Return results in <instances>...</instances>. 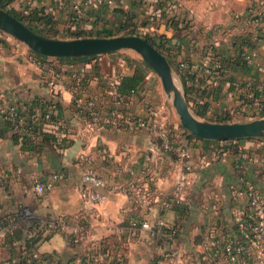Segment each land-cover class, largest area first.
<instances>
[{
    "label": "crops",
    "instance_id": "0c3cea01",
    "mask_svg": "<svg viewBox=\"0 0 264 264\" xmlns=\"http://www.w3.org/2000/svg\"><path fill=\"white\" fill-rule=\"evenodd\" d=\"M177 1V6L167 8L162 0H110L88 8L76 22L70 18L71 0L64 4L13 0L11 5L25 11L44 7L55 13L59 25L70 24L71 31L86 36L123 35L130 28L135 34L153 36L163 42V54L179 74L187 101L198 117L210 121H236L250 113L264 117V95L247 96L252 85L264 81V19L257 22L250 10V4L259 0ZM124 24L128 27L122 30ZM140 26L144 30H139ZM253 48L257 55L249 62L242 53ZM122 51L93 55L92 63L75 59L82 56L60 60L67 68L71 66L69 71L89 72L88 92L99 94L108 87L105 79L109 83L133 73L135 66ZM237 57L241 60H235ZM35 59L39 57L29 47L0 29V94L5 102L27 106L54 95L49 78ZM151 72L141 93L128 96L127 111L145 116L146 101L158 104L164 100L156 84H150L155 78ZM96 73L102 79L93 76ZM73 96L69 87L57 96L66 119L63 130L67 140L62 148L46 144L40 150L24 149L0 121V224L14 219L21 234L0 245V264L19 256L27 234L38 230L42 235L35 247L51 255V264H67L101 238L120 241L126 249L125 264H208L205 255L212 239L222 245L239 237L234 213L248 202L245 190L253 183L264 194V136L195 137L179 120H168L177 142L188 148L194 163L188 173L187 201L181 205L172 195L182 162L160 145L157 133L143 127L93 128L87 117L74 110ZM225 117L228 120H222ZM82 150L94 155L96 168L106 180L108 197L98 204L86 205L78 193L81 171L75 157ZM56 172L62 176L54 181V187L37 193L35 185L53 181ZM131 183L136 188L128 193L123 188ZM53 217L65 218L66 227L48 231L43 220ZM132 218L152 225L163 218L167 229L176 232L139 228V236L130 237L126 226ZM75 223L84 226V235L72 242L68 232ZM169 250H176L179 256L165 257Z\"/></svg>",
    "mask_w": 264,
    "mask_h": 264
},
{
    "label": "built area",
    "instance_id": "2783aa9c",
    "mask_svg": "<svg viewBox=\"0 0 264 264\" xmlns=\"http://www.w3.org/2000/svg\"><path fill=\"white\" fill-rule=\"evenodd\" d=\"M59 4H64L66 0H56ZM110 0H71V20L76 22L85 11L90 7H96ZM167 8L177 6V0H165ZM157 15H161L159 13ZM250 10L255 15V20L261 22L264 19V0H259L256 3L250 4ZM161 11V10H160ZM139 30H144L140 26ZM243 57L251 62L257 55V49L253 48L244 51ZM38 65L49 78V84L53 89L54 94H58L65 87L69 76L55 64L47 63L35 59ZM185 65V63H181ZM210 71V69H208ZM122 75L116 77L110 82V85L102 90L99 94H91L88 88L83 86L81 94L77 99V103L88 111V119L91 127L101 129L106 125H114L117 127H128L135 129L138 127L149 128L155 131L163 140L164 148L173 152L182 162L183 170L178 176L174 192L172 195L173 201L177 204L184 205L186 203L185 192L190 183L189 172L193 169L191 153L186 146L179 144L172 131V124L168 121L164 111L168 108L165 100L155 104L151 101L147 103V115L141 116L131 113L125 109L124 96L119 91V84L122 80ZM264 95V81L257 82L252 85L247 96L250 98ZM0 110L8 111V118L16 122L18 126L24 124V118L19 117L18 108L15 105H10L2 99L0 94ZM36 114H33V117ZM47 116L49 114L47 113ZM50 127L55 130L60 137L65 136L64 128L61 125L51 124ZM75 162L80 168L81 174L77 185L80 199L86 205L98 204L105 201L108 193L105 191L106 180L98 171L95 165V157L91 152L86 150L80 151ZM62 176L61 173L52 175L53 181L38 182L35 185L37 193L41 194L51 190L54 187V181ZM135 185L130 184L129 188L123 189L129 191L135 190ZM245 193L248 195V202L245 206L238 207L235 211V220L238 226L239 237L229 239L226 243L220 245L216 240L212 239L209 242L208 254L205 259L208 264H264V194L258 187L250 183ZM28 216H32L30 211H26ZM43 224L48 231L65 228L67 221L63 217H53L44 219ZM18 221L12 219L7 224H0V245L4 243L5 236L17 227ZM127 234L130 237L139 236V228L151 229L152 232L160 230L165 233L172 230L175 234L176 229L170 227L167 229L166 221L163 218H158L155 224L149 221L132 218L126 226ZM123 230V229H122ZM121 231V228H120ZM37 231H31L27 237H32ZM84 226L80 223H75L71 226L68 237L70 241L77 242L83 238ZM210 249V250H209ZM168 258H176L179 253L176 250L166 251L164 254ZM126 256L122 253H115L109 247L106 238H101L98 242L84 252L78 253L68 260L67 264H125ZM1 264H51L49 259L43 258L41 251L34 249L30 256L24 262H21L20 256H13L5 259Z\"/></svg>",
    "mask_w": 264,
    "mask_h": 264
},
{
    "label": "trees",
    "instance_id": "16d2710c",
    "mask_svg": "<svg viewBox=\"0 0 264 264\" xmlns=\"http://www.w3.org/2000/svg\"><path fill=\"white\" fill-rule=\"evenodd\" d=\"M12 1L13 0H0V6L8 10L10 13L15 15L20 20H22L29 27L35 29L36 31L46 36L54 37V38H73V37L86 36L81 31H76V32L71 31L70 24L59 25V20L58 17L55 15V13L51 11H47L44 7L32 6L26 11L18 10L17 8L11 5ZM162 1L164 4H166L165 0ZM173 19L171 18L172 21ZM126 27H128L127 24L122 25V30L125 29ZM125 33L135 34L136 31L134 28H130ZM145 37L154 46H156L162 53H165L164 44L162 41L161 42L157 41V39L154 38L153 36H145ZM247 43L249 44V41H247ZM30 51L38 55L40 61H45L47 63L57 65L59 69H62L69 76L66 86L71 88L74 93L72 106L75 111L88 118V111L77 103V99L81 94L80 92L83 86L88 88L92 75H90L89 72L87 71L83 72V74L80 71H69L68 69L71 66L68 65L67 68L66 67L67 65H65L60 60V59H65L67 57L47 56L37 53L32 49H30ZM92 56L93 55L76 57V58L73 57V58L90 59ZM126 59L128 61H131L134 64L135 68L132 74L124 75L119 84V91L124 96L125 102L128 96L131 95L132 93H137V94L141 93V88L143 87L149 72L152 70L150 65L147 64L141 57L126 55ZM235 60L239 61L241 60V57H237ZM94 75L96 76L98 75V77L101 78L100 74L96 73L93 74V76ZM103 83L105 84L104 86H106L107 84L108 86L110 85V82L108 83L107 79H105ZM58 95L59 93L54 94L50 99L42 98L35 100L34 102H32L30 105L27 106L19 105L17 103L7 102L10 105H15L18 108L19 117L24 118V124L21 126H18L16 122H13L7 117L8 116L7 110L4 111L0 110V121L7 126L8 130L12 132L14 140L16 142H20L24 149L40 150L46 144H50V146H56L60 148L66 146V140H67L66 135L64 137H60L58 133L55 131L57 129L50 127L51 124L54 125L58 124L63 127V125H65L66 123L65 116L63 115L62 112L61 101L57 99ZM261 103H262L261 112L262 115H264V100H262ZM196 112L199 115H202L201 111L197 110ZM34 113L36 115L33 117ZM47 113L49 114V116H47ZM222 120H228V119L227 117H225ZM180 125L181 127L184 128V126L181 123ZM172 131H174L173 127H172ZM186 132L191 136L198 137L192 134L191 132H189L188 130H186ZM158 141L160 145L163 146L164 148L163 140L160 137H158ZM9 221L7 219L6 223H8ZM17 229L18 227H15L5 236L4 243L12 242L14 241L13 238H19L21 236L19 230ZM41 235H42L41 230H38L34 236L26 239L25 248L22 249V253L19 255L21 257V262H24L26 258L30 256L31 252L34 249H36L35 247L36 242L41 239ZM106 241L113 252L122 253L123 255L126 256V249L120 244V241L119 242L116 241L115 243H113L107 238ZM41 255L43 258L49 259V261L51 262L52 257L50 254L41 252Z\"/></svg>",
    "mask_w": 264,
    "mask_h": 264
},
{
    "label": "water",
    "instance_id": "95a60500",
    "mask_svg": "<svg viewBox=\"0 0 264 264\" xmlns=\"http://www.w3.org/2000/svg\"><path fill=\"white\" fill-rule=\"evenodd\" d=\"M0 29L26 43L37 53L56 56H89L119 50H133L158 73L163 88L176 109L181 124L192 134L210 139L264 136V117L247 121H210L191 109L168 58L146 37L139 34L54 38L29 27L0 6Z\"/></svg>",
    "mask_w": 264,
    "mask_h": 264
},
{
    "label": "rangeland",
    "instance_id": "374dc122",
    "mask_svg": "<svg viewBox=\"0 0 264 264\" xmlns=\"http://www.w3.org/2000/svg\"><path fill=\"white\" fill-rule=\"evenodd\" d=\"M19 40V39H18ZM20 41V40H19ZM21 43L25 44L27 47L28 45L24 42L21 41ZM122 55H135L136 57H141L140 54H138L137 52L133 51V50H123L121 52ZM142 58V57H141ZM94 59H89L90 63L93 62ZM152 72V75L155 77L153 81L150 82V84L152 83L153 86H155V88L159 89L161 91V97L164 98L165 102L167 103V106L168 108L164 111V114L166 115V117L168 118L169 121L171 120H179L180 121V118H179V115L176 111V109L174 108L173 104H172V101L171 99L168 97V95L166 94L164 88H163V85H162V81H161V78L160 76L158 75V73L156 71H154L153 69L151 70ZM176 74V72H175ZM177 76V79L179 80V85L181 86V81L179 79V74L177 73L176 74ZM179 76V77H178ZM182 87V86H181ZM258 115H255V114H252L250 113L249 115H246V116H241V117H236V121H247V120H251L253 118H257ZM232 121V120H230ZM181 122V121H180Z\"/></svg>",
    "mask_w": 264,
    "mask_h": 264
}]
</instances>
